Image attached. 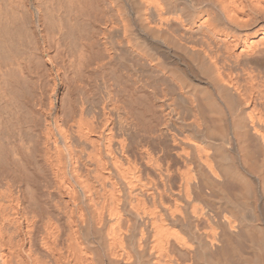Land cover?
<instances>
[{
	"label": "bare ground",
	"instance_id": "6f19581e",
	"mask_svg": "<svg viewBox=\"0 0 264 264\" xmlns=\"http://www.w3.org/2000/svg\"><path fill=\"white\" fill-rule=\"evenodd\" d=\"M0 264H264V0H0Z\"/></svg>",
	"mask_w": 264,
	"mask_h": 264
}]
</instances>
